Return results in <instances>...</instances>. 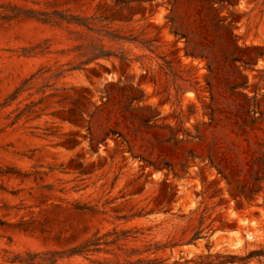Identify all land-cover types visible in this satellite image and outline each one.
<instances>
[{"label": "rangeland", "instance_id": "1", "mask_svg": "<svg viewBox=\"0 0 264 264\" xmlns=\"http://www.w3.org/2000/svg\"><path fill=\"white\" fill-rule=\"evenodd\" d=\"M17 11H57L93 31L4 18ZM91 44L128 66L81 65ZM38 71L0 110V264L6 251L67 250L97 232L191 239L205 208L214 233L162 256L199 262L264 244V209L234 200L264 176V0H0V105ZM31 103L36 113L12 125ZM158 205L170 212L126 222Z\"/></svg>", "mask_w": 264, "mask_h": 264}, {"label": "trees", "instance_id": "2", "mask_svg": "<svg viewBox=\"0 0 264 264\" xmlns=\"http://www.w3.org/2000/svg\"><path fill=\"white\" fill-rule=\"evenodd\" d=\"M119 0H117L118 2ZM26 17L30 19H34L44 24H51L54 26H61L63 24L66 25H75L81 28H84L90 32H92V23H88L85 21L81 23L79 19L76 17L66 15L64 13H59L57 11L53 12H34V11H17L13 13L12 16H7L4 18H16V17ZM116 20V19H115ZM111 20V21H115ZM174 34H177L176 29L173 31ZM107 36V35H104ZM110 36L113 41H121L125 40L118 36ZM131 42V40H128ZM39 47L31 49L28 54H36V50ZM86 55L89 56V59L86 63L81 65H86L88 63L109 59L111 57L117 58L122 65L128 66V59L124 56L117 57L110 51H106L103 45L99 44H91L88 46L86 50ZM262 53L259 52L258 56H261ZM201 57L206 56L205 52L200 53ZM211 64L208 65L210 69ZM77 69H81L77 67ZM74 70V69H73ZM41 71V70H40ZM37 73L31 75L29 78L25 79L22 84L16 88L11 96H9L3 104L0 105V110L8 108L11 104L16 101L22 93L31 90L33 87V80L36 79ZM66 71H61L57 75H54L55 79H59ZM43 88H50V86H45ZM42 94H45V91H42ZM47 97V96H45ZM44 97V98H45ZM42 98V99H44ZM20 104V103H19ZM37 104L31 103L30 105H26L23 109L17 108L16 112L18 114L15 116L12 125L19 121L23 116H28L30 114L36 113L34 108ZM38 118V117H36ZM109 133H114V131H109ZM108 136V135H107ZM255 184L259 186L258 190H250L248 195L239 191L237 197L240 201L236 204L237 210H244L245 205L249 208L252 206H256L257 208L264 209V202L262 204H257V198L259 193L262 191V183H264V176L260 179H255ZM167 203L170 202V196H164ZM223 199H220L222 202ZM255 204V205H253ZM155 210H149L143 213V210L139 213L132 215L131 217L126 219V222H130L136 219L146 218L153 214H168L170 212L166 207H159ZM79 210H89L87 207H78ZM257 218H260L261 215L259 212H255ZM207 220H210V215L208 214L207 208H205L201 212L200 216V229L197 231L191 239H179V240H170L165 243L162 242H152V241H143L141 239H136L137 237H132L134 239H129L130 234H138V230L132 232L131 230H124L121 232H117L113 230L112 232H107L101 235L99 232L93 234L88 239L83 242L67 249V250H48L44 252H24V253H11L5 252V263L6 264H60L63 262H69V264H249L251 262L261 263L264 261V244H260L257 248L248 251L245 255H222L215 254L211 255L210 253L206 256H200L199 262L196 261H187L184 260L181 262L180 260H171V257H164L162 254H165L166 251L172 252L174 249L185 245L193 244L197 240H203L207 238V233L212 232L210 230V226L215 223V221H211V223L204 227V224ZM221 227L220 231H224L226 229H234V223L231 224H223L220 222ZM208 230V232H205ZM259 230L264 235V227H260ZM214 233V232H212ZM206 249L210 252L211 247L206 245Z\"/></svg>", "mask_w": 264, "mask_h": 264}]
</instances>
